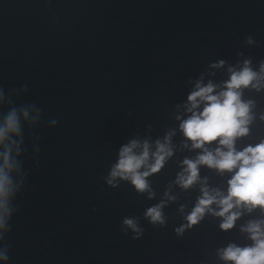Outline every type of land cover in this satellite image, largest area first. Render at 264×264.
<instances>
[{"label":"water","instance_id":"water-1","mask_svg":"<svg viewBox=\"0 0 264 264\" xmlns=\"http://www.w3.org/2000/svg\"><path fill=\"white\" fill-rule=\"evenodd\" d=\"M248 35L264 41V0H0V87L26 85L29 93L17 103L43 112L38 166L26 139L28 180L8 237L11 264H223L217 248L246 243L239 226L261 218L259 212L229 232L209 216L176 237L179 206L190 210L196 190L176 189L180 199L165 208V227L144 220L179 170L178 158L192 153H178L150 178L152 200L103 178L119 145L143 136L145 125L153 126V138L175 126L172 106L208 62L235 63L243 51L258 65L264 44L245 47ZM245 99L256 102L249 139L264 136V91H246ZM126 216L138 218L142 238L124 234Z\"/></svg>","mask_w":264,"mask_h":264},{"label":"clouds","instance_id":"clouds-1","mask_svg":"<svg viewBox=\"0 0 264 264\" xmlns=\"http://www.w3.org/2000/svg\"><path fill=\"white\" fill-rule=\"evenodd\" d=\"M262 44L264 41L251 35L243 40L245 47ZM236 57L235 63L223 58L210 61L207 70L190 78L186 98L172 106L170 115L175 126L153 138V126L145 125L143 136L132 135L119 145L103 179L111 188L127 183L136 193L147 194V199L152 200L157 192L150 178L160 174L178 153H192L178 158L179 170L160 194L159 202L144 210V220L165 227V208L180 199L176 189L181 193L198 192L190 210L186 211V204L179 206L183 223L174 229L178 238L209 216L219 220L221 231L229 232L245 215L259 212L261 218L249 219L239 226L247 242H229L216 249V256L223 264H264V136L249 139L257 120L256 102L245 99L246 91H264V59L254 66L243 51ZM218 72L225 73L226 78L214 79ZM28 93L26 85L8 91L0 87V264H11L8 237L18 212V198L28 180L24 167L26 139L31 141L37 166L40 156L36 130L43 121V112L35 103H17ZM259 120L264 122V112ZM48 126L55 129L57 120L50 119ZM207 173L221 182H213ZM122 231L125 235L131 231L137 240L144 235L136 217H124Z\"/></svg>","mask_w":264,"mask_h":264}]
</instances>
